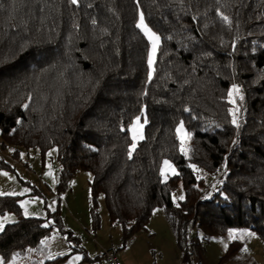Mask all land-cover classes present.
Wrapping results in <instances>:
<instances>
[{"label":"trees","instance_id":"obj_1","mask_svg":"<svg viewBox=\"0 0 264 264\" xmlns=\"http://www.w3.org/2000/svg\"><path fill=\"white\" fill-rule=\"evenodd\" d=\"M141 13L160 37L153 66ZM234 86L240 93L230 96ZM140 115L144 137L132 150ZM0 131L15 159L57 148L60 166L58 204H45L46 217L25 216L20 196L0 195V215L17 216L0 231L3 263L55 227L81 248L59 195L88 171L94 229L101 196L123 245L161 208L182 251L191 229L203 253L214 237L230 240L222 264L249 232L264 242V0H0ZM164 161L175 173L162 174ZM0 168L15 172L3 158Z\"/></svg>","mask_w":264,"mask_h":264},{"label":"rangeland","instance_id":"obj_2","mask_svg":"<svg viewBox=\"0 0 264 264\" xmlns=\"http://www.w3.org/2000/svg\"><path fill=\"white\" fill-rule=\"evenodd\" d=\"M144 24L151 30V32L155 33L145 22ZM150 43V59L153 60L151 64V66H153L160 41L156 48L154 58L151 40ZM137 120H139V125H142V129L139 127V125H137ZM146 122V115H140L130 126L132 138L133 127L136 126L138 128L137 139L133 140V143H135L136 146L138 142L142 140L139 139V135L142 133V136L144 137V128ZM183 131L188 136L184 126ZM179 137L181 139L180 134ZM183 148V151L187 153L189 149L188 138L184 140ZM14 149V146L8 147L7 150L1 149L0 131V158L10 162L15 168V172L0 168V193H4V195L20 196L19 203L23 213H25V210H27V216L46 217L47 208L45 204H47L48 208L52 210H54L58 204L57 184L59 181L60 166L57 148L50 149L45 155H42L38 149H31L29 151L22 149V156L20 159H15L12 156ZM49 153H51V155H49ZM168 162L171 165V168L166 169L165 165L162 167V172L165 176L173 174L176 171L172 163L170 161ZM173 169L175 170L174 172ZM90 178V172L80 171L72 178L70 188L66 192L59 195L61 199L64 226L67 229V233H69L70 229H73L77 235H80V244L82 246H85L88 241H92L93 239V235L88 234L82 229L85 224L92 226V218L89 207ZM212 185L214 186L215 182H213ZM36 189L37 192H33ZM181 196L182 190L179 188V191L175 194L174 199L176 200ZM100 211L101 216L104 217L105 226L110 228L109 230L113 232L114 229L110 227L108 211L103 196L100 198ZM5 216L9 217L10 219L4 221V227L6 224L17 220V216L10 212L0 215V220H3ZM120 228L121 227L118 226L117 230H120ZM112 234H114V232ZM248 235L249 241L245 246L247 251L243 250L240 254L225 259L222 264H264V242L254 232H249ZM133 240L135 241H133L130 250L139 255V257L141 255L144 256L140 259V261L145 264V248L142 249L144 252L138 253L136 251L138 250V244L144 243L145 246V230H141L137 235H135ZM229 242L230 240L214 237L210 241H206L204 243L205 258L210 260L208 264H219ZM72 247H77V243L74 240H69L66 234L61 233L57 227H55L51 235L43 239L41 245L38 247L29 248L25 255L14 257L13 260L8 264H43V262L48 258L59 254L63 255L65 253L70 254L69 257L66 260L60 261L58 264H79L82 261L83 253L79 251L70 253L72 251ZM120 251L122 252L121 256H123V250L121 249ZM77 257H79V259H77ZM0 259H2L1 256Z\"/></svg>","mask_w":264,"mask_h":264},{"label":"crops","instance_id":"obj_3","mask_svg":"<svg viewBox=\"0 0 264 264\" xmlns=\"http://www.w3.org/2000/svg\"><path fill=\"white\" fill-rule=\"evenodd\" d=\"M114 230V234L110 228L105 226L104 217H102V224L99 228L94 229L92 226H88L85 224L83 226V230L88 234L93 235L92 241H88L85 246L80 244V235H77L73 229H70L69 233L75 234L79 246L81 247L79 252L83 253L82 263H94V264H103L100 254L103 249H113L115 250L125 264H144L140 261L144 256L137 255L133 251L130 250V247L133 243L135 234L131 237L125 245L122 243V229H118L117 225H111ZM120 227V226H119ZM145 230V246L143 244H138V253L144 252L142 250L145 248V264H182L183 253L182 250L177 246L174 232L172 227L170 226L164 211L161 208H158L153 213V216ZM90 243V244H89ZM137 243V242H136ZM85 244V243H84ZM204 251L205 247L203 245ZM123 250V256H121ZM73 250V247H72ZM142 250V251H141ZM75 251H71L73 253ZM68 255L65 253L63 255H56L54 257H50L48 259H54L60 256ZM70 255V254H69ZM68 255V257H69ZM67 257V258H68ZM84 257L90 258V260H85ZM205 257V255H204ZM66 258V259H67ZM65 259V260H66ZM206 263L210 262L209 259H206ZM46 261V260H45ZM141 262V263H140ZM44 263V262H43Z\"/></svg>","mask_w":264,"mask_h":264},{"label":"snow or ice","instance_id":"obj_4","mask_svg":"<svg viewBox=\"0 0 264 264\" xmlns=\"http://www.w3.org/2000/svg\"><path fill=\"white\" fill-rule=\"evenodd\" d=\"M70 2L73 3V4H76L78 2V0H70ZM221 16H222V19L225 22H227L229 24L231 23V21L229 20V18L227 16H224L223 14H221ZM93 23H95V21H93ZM138 27L142 28L143 31H144V33H145V35H147L148 38L152 41V52H153V58H154L155 52H156V48H157V46L159 44V41H160V37L157 36L155 33L151 32V30L144 24L143 13L140 14V23H139ZM152 62H153V60L150 59L149 60V64L151 65ZM233 93L239 95V93H240L239 87L234 86L233 89H232V91L229 93V95L232 96ZM240 99L242 100L243 99V96H240ZM231 102L232 103H235V100L233 99ZM25 107H27V105H25ZM236 111H238V109ZM236 111H233V120H232V123L234 125H236L237 127H239L238 121L236 119ZM137 125H139V120H137ZM139 127L142 129V125H139ZM132 131H133V140H136L137 139V131H138V128L136 126H134L133 129H132ZM177 133L180 134V136H181V147H182V150H184V148H183L184 140L186 138H190V137H188L187 134L184 133V131H183V125L182 124L177 129ZM139 139H143L142 133L139 135ZM135 147H136V144L133 143L132 150H135ZM49 155H51V153H49ZM164 165H165V168L166 169L171 168V165L169 164L168 161H164ZM174 171L175 170L173 169V172ZM0 195H4V193H0ZM180 199H183V197H180ZM24 214L26 216L28 215L27 210H25V213ZM9 219H10L9 217L5 216L3 218V220H0V231H3L4 221L9 220ZM45 227H47V225H45ZM229 235L232 238H235L237 236V234L235 232H230ZM243 235H247V233H245ZM244 250L247 251L246 248ZM77 259H79V257H77ZM0 264H3V260L2 259H0Z\"/></svg>","mask_w":264,"mask_h":264},{"label":"built area","instance_id":"obj_5","mask_svg":"<svg viewBox=\"0 0 264 264\" xmlns=\"http://www.w3.org/2000/svg\"><path fill=\"white\" fill-rule=\"evenodd\" d=\"M182 253V264H207L193 229L189 232L188 246ZM100 257L103 264H125L120 255L113 249H103Z\"/></svg>","mask_w":264,"mask_h":264}]
</instances>
